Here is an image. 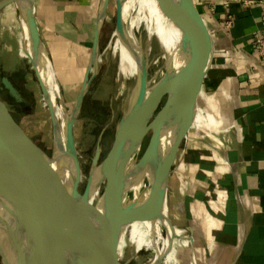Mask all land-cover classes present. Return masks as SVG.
Wrapping results in <instances>:
<instances>
[{
	"label": "water",
	"instance_id": "obj_1",
	"mask_svg": "<svg viewBox=\"0 0 264 264\" xmlns=\"http://www.w3.org/2000/svg\"><path fill=\"white\" fill-rule=\"evenodd\" d=\"M34 1L0 0V9L9 4L17 8L20 32V20L24 22L28 49L23 48L44 100L46 89L39 73L41 55L51 69L57 102L65 116L64 150L60 148L57 119L47 102L52 129L49 155L30 139L0 99V249L3 264H128L130 259L121 261L115 252L121 228L152 210L166 195L169 176L180 145L193 123L197 95L213 59L211 50L205 67L200 68L203 32L207 26L193 0H165L175 15L173 25L179 31L181 60L177 65L165 63L149 95L146 94L147 66L143 60L139 62L134 99L127 112L120 116L112 143L102 159L100 145L96 143L84 187L78 195L76 188L81 170L72 128L95 75L89 71L93 66L92 57L98 54L108 0L98 1L88 61L70 110L39 32ZM121 26V3L115 0V30H121ZM0 82L11 98L25 101L6 76H2ZM146 135L148 139L141 154L132 158L133 150L136 147L139 150ZM167 138L169 147L164 151L162 145ZM59 155L73 169L68 181L57 177L54 171L53 164H57ZM94 169L99 174L96 185L100 188L104 182L99 202L107 201L105 210L89 202L90 176ZM145 171L150 173V185L143 186L130 198L129 180ZM185 230L190 240L191 263L196 264L191 230L189 227Z\"/></svg>",
	"mask_w": 264,
	"mask_h": 264
},
{
	"label": "crops",
	"instance_id": "obj_2",
	"mask_svg": "<svg viewBox=\"0 0 264 264\" xmlns=\"http://www.w3.org/2000/svg\"><path fill=\"white\" fill-rule=\"evenodd\" d=\"M91 1H34L50 58L43 29L58 40L65 27L75 33L92 29L93 35ZM193 1L204 24L216 30L197 105L220 123L209 134L195 122L189 127L168 179V204L174 222L191 230L196 264H264V63L251 47L264 27V0Z\"/></svg>",
	"mask_w": 264,
	"mask_h": 264
},
{
	"label": "rangeland",
	"instance_id": "obj_3",
	"mask_svg": "<svg viewBox=\"0 0 264 264\" xmlns=\"http://www.w3.org/2000/svg\"><path fill=\"white\" fill-rule=\"evenodd\" d=\"M57 1L59 2V0ZM98 1L92 0L89 4L90 8L87 5V9L89 11H93L94 8L96 9ZM56 8L59 9L57 6ZM114 31L115 0H108L105 19L102 23L99 36V53L97 55L100 60L97 63L98 72L96 71L91 80L72 128L74 130L75 145L80 150L78 161L81 170V180L76 188L78 195L84 187L96 143L98 142L100 145V159H102L112 143L117 122L126 107L130 104L134 93L135 76L126 79L123 87L117 90V92L114 90L115 72L118 64V44L115 41ZM205 31L208 47L207 56H209L211 50L213 52V39L209 33V29ZM43 34L50 42V47L53 50L52 65L66 107L70 110L88 61L92 29H88L84 33H75L73 29L65 27L60 40L57 39V35H49V32L45 29H43ZM135 37L143 47H149L152 52L157 51V38L148 41L143 26H139L135 30ZM83 41L85 43L84 47L81 46V42ZM20 44L17 8L13 4H9L0 9V80L2 76H6L12 80L20 89L21 96L23 95L22 97L26 101V104L24 107H21L22 104L10 98L6 90L1 87V82L0 99L5 102L13 119L21 125L30 139L49 155L51 152V124L48 118V106L42 97L29 59L26 57ZM165 63L166 59L158 55L156 63L148 70V76L152 78L154 75L155 79H158L159 73H162L164 70ZM197 111L198 121L197 123L193 122L204 128L203 130H206L207 134L215 131L216 127L219 126V120L205 111L203 114L199 110ZM147 139L148 135L142 139L137 156L141 154ZM103 185L104 182H102L99 192L102 190ZM166 203L168 206V202ZM166 210H168L166 212L169 219L174 223L170 206ZM127 230L122 234L121 238L124 247L121 246L119 249L117 245L115 252L121 261L130 259L128 264H139L145 259L147 253L143 252V245H137L132 241L130 238V228ZM210 240L209 238L208 242ZM175 241L177 242V239ZM177 258L178 261H181L179 264H190L187 242L185 245H178ZM0 264H3L1 249Z\"/></svg>",
	"mask_w": 264,
	"mask_h": 264
},
{
	"label": "bare ground",
	"instance_id": "obj_4",
	"mask_svg": "<svg viewBox=\"0 0 264 264\" xmlns=\"http://www.w3.org/2000/svg\"><path fill=\"white\" fill-rule=\"evenodd\" d=\"M121 3V30L114 31L115 41L118 44V64L115 72V91L123 87L124 81L130 77H136L138 64L142 60L147 66V70L154 66L157 60V56L160 55L166 59V63L172 62L173 65H177L180 62L179 52H178V42H179V31L173 25L175 20V15L172 8L166 3L165 0H119ZM106 14V12H105ZM105 19V15H104ZM111 19V18H110ZM21 29L20 32V45L24 51L23 46L27 48L28 36L24 29V22L20 20ZM143 26L145 31L146 39L151 41V39L157 38L158 48L157 51L152 52L149 47H143L140 45L138 39L135 37V30ZM208 29V27H207ZM145 39V40H146ZM145 43V42H144ZM99 49V48H98ZM99 51V50H98ZM207 37L206 31L203 32L202 39V52H201V63L200 68L203 69L208 60L207 57ZM99 53V52H98ZM28 58L27 54L25 53ZM39 73L45 87L46 99L48 106L52 110L55 118L58 122V136L60 140V148L62 150L64 147L63 136H64V124L65 116L57 102V90L53 83L52 72L47 64V61L43 55L40 56ZM207 58V60H206ZM100 58L97 54L92 57L91 67L89 73L95 74L97 71V63ZM206 61V62H205ZM55 72V70H54ZM98 72V71H97ZM154 72V71H153ZM159 73V77L161 76ZM156 75V74H155ZM112 77V76H111ZM158 79H155L154 75L147 78V91L146 94L149 95L156 85ZM112 84V83H111ZM128 90V89H127ZM132 91V90H131ZM134 99L135 87L133 91ZM122 105V104H121ZM130 104L126 107L124 113L127 112ZM69 110V109H68ZM42 111V110H41ZM109 112V111H108ZM198 111L195 109L193 115V121L197 123ZM49 118V116H48ZM50 121V118H49ZM51 124V121H50ZM76 125V124H75ZM77 128V127H76ZM107 129V128H106ZM51 130V146H52V129ZM105 130V129H104ZM74 131V130H73ZM76 131V130H75ZM48 139V138H47ZM169 139H165L163 142V150L166 151L169 147ZM138 147H136L131 156L132 158L138 153ZM77 155L80 154L79 148L76 147ZM59 161L54 166V171L57 177L60 179L67 180L71 176L70 164L63 162L64 158L59 155ZM81 160V159H80ZM66 161V158H65ZM84 164V163H83ZM177 164V163H176ZM110 173V171H109ZM112 174V169L110 176ZM99 174L96 169H94L90 176V191H89V202L91 204H96L99 209L105 210L107 206V201L99 202V186H97V179ZM86 180V178H85ZM151 183V176L148 171H145L141 175H137L129 180L128 194L132 198L136 195L140 188L143 186H149ZM166 197L169 195V190L166 192ZM167 200L165 196L163 199L150 211L145 212L134 220L129 222V224L122 226L121 236L118 242V248L120 249L122 245V234L130 228V238L137 245H143V252L147 253L145 259L139 264H179L177 258V247L178 245H185L189 240L188 233L185 232L184 228L178 227L175 223H172L169 219L167 212ZM166 208V209H165ZM172 219V218H171ZM128 231V230H127ZM212 238V237H211ZM177 239V242L175 241ZM179 239V240H178ZM185 241V242H184ZM178 243V244H177ZM209 246L212 244V240L208 243ZM188 245V244H187ZM124 247V246H123ZM126 248V247H125ZM183 249V248H182Z\"/></svg>",
	"mask_w": 264,
	"mask_h": 264
},
{
	"label": "built area",
	"instance_id": "obj_5",
	"mask_svg": "<svg viewBox=\"0 0 264 264\" xmlns=\"http://www.w3.org/2000/svg\"><path fill=\"white\" fill-rule=\"evenodd\" d=\"M250 2H253L251 0H244L243 1V4H248ZM262 19L264 20V15L262 16ZM231 24V21L230 19H225L223 21V27L224 28H228ZM209 33L213 39V37L215 36L216 34V30L215 29H212V28H209ZM251 47H252V50L253 52L255 53L256 55V58L257 60L260 62V63H264V27L259 31V33H256L252 39V42H251ZM197 110H199L202 114L204 112V110L201 108V107H197ZM207 133V131H206ZM214 159L217 161V162H222V159L221 157L219 156H214ZM178 165L182 166V164L180 162H178ZM174 170V169H173ZM179 176V175H178Z\"/></svg>",
	"mask_w": 264,
	"mask_h": 264
},
{
	"label": "flooded vegetation",
	"instance_id": "obj_6",
	"mask_svg": "<svg viewBox=\"0 0 264 264\" xmlns=\"http://www.w3.org/2000/svg\"><path fill=\"white\" fill-rule=\"evenodd\" d=\"M9 96V95H8ZM10 97V96H9ZM11 98V97H10ZM13 99V98H12ZM20 104H22L21 105V107H24L25 106V104H26V101H24V102H19Z\"/></svg>",
	"mask_w": 264,
	"mask_h": 264
},
{
	"label": "trees",
	"instance_id": "obj_7",
	"mask_svg": "<svg viewBox=\"0 0 264 264\" xmlns=\"http://www.w3.org/2000/svg\"><path fill=\"white\" fill-rule=\"evenodd\" d=\"M91 44V43H90Z\"/></svg>",
	"mask_w": 264,
	"mask_h": 264
}]
</instances>
